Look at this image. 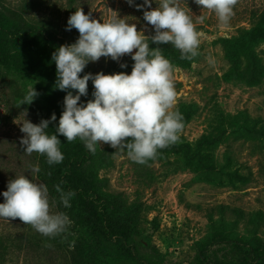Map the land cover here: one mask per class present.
I'll use <instances>...</instances> for the list:
<instances>
[{"label":"rangeland","instance_id":"374dc122","mask_svg":"<svg viewBox=\"0 0 264 264\" xmlns=\"http://www.w3.org/2000/svg\"><path fill=\"white\" fill-rule=\"evenodd\" d=\"M177 3L202 33L199 55L181 59L165 44L173 50L172 56L162 52L175 69L172 110L183 116L184 128L178 142L158 149L146 164L108 144H98L93 154L78 138L67 142L56 133L67 92L0 68V203L9 181L21 175L44 184L41 170L32 171L40 169V155L24 153L20 128L25 119L38 125L53 113L65 193H75L71 223L55 237L18 218H0V264H264V0H238L227 26L194 0ZM159 4L151 0V8L137 10L144 0L132 6L127 0H0V19L10 25L4 9L17 11L71 45L79 33L66 31L67 21L80 8L101 23L127 18L150 37L155 31L143 13ZM133 64L131 55L119 62L101 57L80 77L130 75ZM32 88L39 95L18 108ZM87 91L79 103L94 99L92 81ZM48 198L50 214L58 213Z\"/></svg>","mask_w":264,"mask_h":264},{"label":"clouds","instance_id":"9594fccd","mask_svg":"<svg viewBox=\"0 0 264 264\" xmlns=\"http://www.w3.org/2000/svg\"><path fill=\"white\" fill-rule=\"evenodd\" d=\"M130 6L133 0H127ZM210 12H214L222 26H227L238 0H194ZM151 8V0H144L137 10ZM143 19L154 28L155 34L147 37L138 32L135 23L127 18L99 22L85 14L80 8L67 21L66 31L76 29L79 38L74 44L62 45L52 54L56 65V88L66 91L64 110L56 133L71 143L77 138L95 154L97 145L108 144L116 152H125L135 163L146 164L155 159L158 149L175 144L184 128L183 116L173 111L176 90L173 83L174 66L162 55V49H150L148 41L158 45L171 43L181 53V59L192 60L199 55L202 33L196 31L192 18L180 8L177 0H160L156 9L144 11ZM203 22L204 17L197 18ZM133 50L135 54L133 55ZM131 55L134 61L131 74L123 72L96 75L83 72L89 62H98L101 57L117 61ZM126 68V64H120ZM92 81L95 91L93 100L79 103L88 94V83ZM70 90H75L76 95ZM39 95L30 89L17 107L31 105ZM27 115V111L25 110ZM57 119L53 113L50 120H41L34 125L26 120L20 131L24 137L20 145L26 155L38 153L47 157L49 165L59 164L64 157L56 134L45 130ZM33 172H39L34 167ZM60 201L70 207L73 192H63L59 185ZM0 203V218L16 220L30 225L46 237L64 233L71 223L64 213L50 214L48 189L44 184L31 182L21 175L10 180Z\"/></svg>","mask_w":264,"mask_h":264},{"label":"trees","instance_id":"16d2710c","mask_svg":"<svg viewBox=\"0 0 264 264\" xmlns=\"http://www.w3.org/2000/svg\"><path fill=\"white\" fill-rule=\"evenodd\" d=\"M3 16L11 24L0 19V68L11 70L15 75L31 74L42 86L56 83L57 71L52 54L60 46L65 45L63 41L52 31L29 23L17 11L5 8ZM156 47H160L168 56L173 55L171 48L165 50V44ZM45 132L48 135L55 134L51 123ZM39 164L41 179L48 189V195L57 212L68 216L69 209L61 203L60 193L56 191V186L59 185L65 192L63 180L65 159L59 164L49 165L47 157L40 155ZM101 218L106 223L107 229L115 232L109 220L104 216Z\"/></svg>","mask_w":264,"mask_h":264}]
</instances>
